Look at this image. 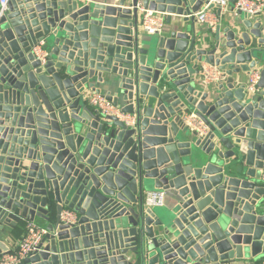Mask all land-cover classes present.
<instances>
[{
	"label": "water",
	"instance_id": "1",
	"mask_svg": "<svg viewBox=\"0 0 264 264\" xmlns=\"http://www.w3.org/2000/svg\"><path fill=\"white\" fill-rule=\"evenodd\" d=\"M138 3L168 28L147 35ZM205 3L8 0L0 256L6 227L38 218L46 232L18 264H264V12L222 26L218 10L204 46L188 15ZM205 65L218 79L205 82ZM150 183L171 200L162 213L144 204Z\"/></svg>",
	"mask_w": 264,
	"mask_h": 264
},
{
	"label": "built area",
	"instance_id": "2",
	"mask_svg": "<svg viewBox=\"0 0 264 264\" xmlns=\"http://www.w3.org/2000/svg\"><path fill=\"white\" fill-rule=\"evenodd\" d=\"M7 2L8 0H0V16L6 10ZM230 4L233 12L242 11L252 17L264 12V0H207V3L203 4L200 10L188 16H193L197 23L207 26L210 30H214L219 21L217 14L213 10L218 9L222 13L229 8ZM137 7L139 9V23L141 29L147 34L159 33L164 25L165 15L163 13L144 9L140 3L137 4ZM33 50L38 54L42 53L40 45L34 46ZM210 67L211 66L207 65L204 66L205 81L208 83L218 79L216 71H213L212 67ZM257 78L256 73L249 75L247 87L254 89ZM88 101L103 115L118 114L112 103L106 100L103 95L89 94ZM182 121L183 125L190 131L200 134L206 132V125L193 113H185ZM165 196L166 194L163 189L149 190L144 194V204L149 207H161L164 205ZM69 215V212L65 211L63 213V218ZM45 232L46 230L44 228L37 227L33 222H27L25 233L22 236L18 248L13 252L0 256V264L20 263L25 256L35 250L36 245Z\"/></svg>",
	"mask_w": 264,
	"mask_h": 264
},
{
	"label": "crops",
	"instance_id": "3",
	"mask_svg": "<svg viewBox=\"0 0 264 264\" xmlns=\"http://www.w3.org/2000/svg\"><path fill=\"white\" fill-rule=\"evenodd\" d=\"M98 1H101V2H104V3H109V2H114L115 0H98ZM213 11L217 14L218 9H214ZM235 13L236 12L232 11V6L230 4L229 8L226 11L222 12V14H221V23L220 24L222 26H225L224 21L227 20V19H232L233 17H235L234 16V15H236ZM218 21H219V17H218ZM194 23H195L194 25H195V28H196L197 32L199 33V35H202L203 38H204V41H205L204 44H203L204 46H207V44L210 43V41H214V37H215L214 30H210L207 26L195 22V20H194ZM167 28H168V25H167L166 15H165L164 25H163L162 30L160 32H162L163 30H165ZM147 35H150V37H154L155 34H147ZM212 69H213V71H216V73H217V75L219 77L220 76L219 71H217L215 67H212ZM153 189H156V188H154L153 185L150 183L146 187V191L145 192H147L149 190H153ZM165 194H166V196H165V200H164V205L161 206V207L152 208L155 211H157L158 213H162L164 210H166L168 208V206L170 204L171 200H170V198L168 196L167 191H165ZM36 220H40V219L36 218L35 221L33 222L35 225L38 226V223L36 222ZM26 224H27V222L23 221V222L20 223V225H16V226H14L12 228L6 227V234L4 235V241L5 240L7 241L5 243H6L7 247H8V249H9V252H13V251H15L18 248V246L20 244V241L22 239V236L25 233ZM2 255H4V254H2Z\"/></svg>",
	"mask_w": 264,
	"mask_h": 264
}]
</instances>
